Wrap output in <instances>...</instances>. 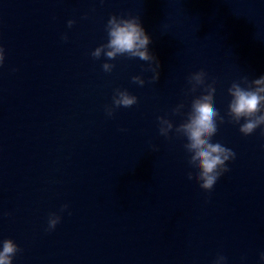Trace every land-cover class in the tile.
Returning <instances> with one entry per match:
<instances>
[{"label": "water", "instance_id": "obj_1", "mask_svg": "<svg viewBox=\"0 0 264 264\" xmlns=\"http://www.w3.org/2000/svg\"><path fill=\"white\" fill-rule=\"evenodd\" d=\"M110 16L139 18L156 83L139 58H92ZM0 48V241L21 250L12 264H261L264 136H242L226 112L233 82L264 76V0H0ZM200 70L225 117L212 142L235 153L210 192L187 178L175 133L186 117L172 114L202 94L188 92ZM116 89L137 103L109 117ZM157 117L172 122L168 138Z\"/></svg>", "mask_w": 264, "mask_h": 264}, {"label": "clouds", "instance_id": "obj_2", "mask_svg": "<svg viewBox=\"0 0 264 264\" xmlns=\"http://www.w3.org/2000/svg\"><path fill=\"white\" fill-rule=\"evenodd\" d=\"M74 21L69 20L67 26L71 28ZM107 33V43L97 47L91 56L93 59H100L101 55L107 60H115L118 56L128 58H139L147 62L146 71L152 72L150 83H156L159 79V61L152 55L148 46L151 39L146 35L138 17L119 18L110 16L105 26ZM61 39L67 40V36ZM4 61V49L0 48V65ZM115 65L109 63L102 64V70L110 73ZM206 73L200 70L188 77V84L191 86L189 93H195L197 89L202 90V94L191 101L189 111L181 112L184 105H177L172 110L173 115H184V122L175 128L177 135L183 136L187 143L183 145L189 154L188 167L192 170L187 173V178H193L204 192H210L220 177L229 169L226 163L235 158V153L219 142H212V138L218 131V124L225 123V117L221 116L214 104L215 87L214 84H205ZM132 83L143 87L145 80L140 76H133ZM230 101L227 107V122L230 124H240L239 132L242 136L251 135L257 128L261 129L264 136V76L248 81L247 77L241 81L233 82L228 88ZM137 103V98L130 95L127 90L116 89L112 98V106L106 107V114L111 117L116 108H131ZM159 124V134L168 138L169 132L173 131V124L169 119L157 117ZM153 151L158 149L153 148ZM195 173V176H193ZM63 205L61 211L67 209ZM60 222V216L50 214L48 218V231L54 230ZM0 264H12L13 257L21 251L10 239L0 241ZM225 257L218 255L214 264H225ZM261 264H264V254L260 256Z\"/></svg>", "mask_w": 264, "mask_h": 264}]
</instances>
